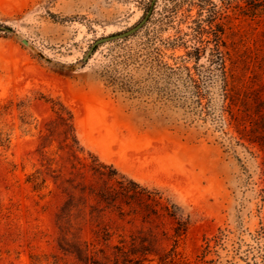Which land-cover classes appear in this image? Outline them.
<instances>
[{"label": "rangeland", "instance_id": "obj_1", "mask_svg": "<svg viewBox=\"0 0 264 264\" xmlns=\"http://www.w3.org/2000/svg\"><path fill=\"white\" fill-rule=\"evenodd\" d=\"M209 2L0 0L12 31L0 30V264H103L101 249L109 264H136L143 248V264H264V12L243 13L255 0ZM153 8L149 42L178 46L169 65L209 44L196 31L207 10L221 15L228 93L206 57L196 85L143 67L142 29L83 63ZM70 123L78 156L111 166L103 174L71 156ZM166 204L185 234L175 236ZM105 232L109 246L97 240Z\"/></svg>", "mask_w": 264, "mask_h": 264}, {"label": "trees", "instance_id": "obj_2", "mask_svg": "<svg viewBox=\"0 0 264 264\" xmlns=\"http://www.w3.org/2000/svg\"><path fill=\"white\" fill-rule=\"evenodd\" d=\"M245 3L248 2V0H242ZM259 4L257 6H254L252 9L247 10L248 12H243L245 15L249 16H256L260 11L264 12V0H255ZM210 3L209 0H200V9H204V7ZM154 8L151 10V14L145 23V25L141 28L142 29V66L145 68H148L150 72H157L158 76L162 78H166L168 76H171L173 74L179 73V72H186L187 77L191 82L196 85V81L194 80L193 76L197 73L198 68H201L205 65H198L199 61L202 57L207 58V66L205 67L206 70L209 72L216 70L218 75L221 77V82L224 90L226 93H228L230 87L232 86L231 79L233 78V69L231 66L232 63V52H231V45L227 42V30L226 27L219 22L220 20V14L215 9H209L207 10V16L205 18L206 27L200 25L199 23L197 25V33L199 34H207L208 35V42L209 44L206 46H192L189 50L185 52L183 56L178 57L177 59H174L175 63L174 65H169L164 59L167 57L166 52L168 50H174L176 47H178L176 44H174L171 41L163 42L159 45H151L150 37L151 33L153 32L152 29L150 30L149 26L154 22L153 19V12ZM186 49H188L187 46H184ZM171 58V57H170ZM193 62V66H188L187 63ZM201 66V67H199ZM194 70V72H192ZM162 89H165L163 87ZM60 118H63L62 114H59ZM68 120L71 122V116L69 114ZM71 126V134H68L66 137V146L69 149V152L71 156L74 158V160H77L79 164L82 165V167L88 166L89 170L93 174H103L102 169H105L107 167L105 164L99 162L98 158L91 154L90 152H87L89 159H91V162L88 164H85L78 154L80 152H83V149L80 148L79 142L74 134V131ZM85 160V159H83ZM116 173V171H115ZM38 177L35 175H31L29 178V182L33 185L34 191H39L42 188V185L45 183V180H42L41 183L37 181ZM98 197L102 198L104 196L97 194ZM154 201L158 202L153 198ZM163 212L170 218H172L176 226L174 228V234L176 237H179L186 232V224L178 218L176 212H175V206L166 204L163 206ZM98 243L103 242L104 245L109 246L110 241V235L108 232L103 233L100 238L97 239ZM205 250L207 247H209L210 240L205 239ZM117 253L120 255H124V252L117 247ZM104 259L106 260L103 264H109L111 261L109 257L103 252V250H99ZM148 250L146 248H143L141 255L142 259H138L135 261L136 264H139L142 261H145V256L149 254ZM134 254H136L134 252ZM117 256V255H116ZM113 264H118L117 259L114 260Z\"/></svg>", "mask_w": 264, "mask_h": 264}, {"label": "water", "instance_id": "obj_3", "mask_svg": "<svg viewBox=\"0 0 264 264\" xmlns=\"http://www.w3.org/2000/svg\"><path fill=\"white\" fill-rule=\"evenodd\" d=\"M154 1L155 0H153V2ZM151 10L152 9H150L148 11V13L146 14V16L142 19V21L139 24H137L136 26H134L130 30L125 31V32H122V33H119V34H115V35H112V36H108V37H105V38H101V39L97 40L96 43L94 44V46L90 49V51L87 53V55L83 59V63H85L89 59V57L91 56V54L94 51V47L97 44H100V43H103V42H106V41H109V40L126 38V37L131 36L132 34L136 33L138 30H140L145 25V23L147 22L150 14H151ZM0 30L6 31V32H12L9 28L2 27V26H0Z\"/></svg>", "mask_w": 264, "mask_h": 264}]
</instances>
